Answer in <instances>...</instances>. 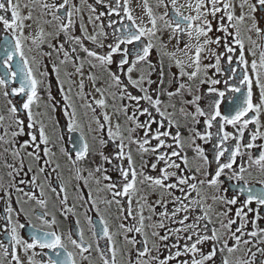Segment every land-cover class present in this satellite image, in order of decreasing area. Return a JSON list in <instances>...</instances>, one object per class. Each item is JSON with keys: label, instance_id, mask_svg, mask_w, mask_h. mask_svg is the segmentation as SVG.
<instances>
[{"label": "snow or ice", "instance_id": "snow-or-ice-1", "mask_svg": "<svg viewBox=\"0 0 264 264\" xmlns=\"http://www.w3.org/2000/svg\"><path fill=\"white\" fill-rule=\"evenodd\" d=\"M131 5L0 0V264H264V0Z\"/></svg>", "mask_w": 264, "mask_h": 264}, {"label": "flooded vegetation", "instance_id": "flooded-vegetation-1", "mask_svg": "<svg viewBox=\"0 0 264 264\" xmlns=\"http://www.w3.org/2000/svg\"><path fill=\"white\" fill-rule=\"evenodd\" d=\"M88 2L92 3L93 0H88ZM149 3L150 4H154V0H149ZM131 6L134 9V15H140L141 8L137 7V0H132V5ZM103 10H105L103 7H98V11H103ZM85 19H86V16H85ZM145 22H147V18L146 17H145ZM47 30H50V29H47ZM89 31L91 32V26H89ZM75 33L77 35L80 34L79 33V24L78 23L75 26ZM253 39H256V37L253 36ZM88 46L89 47H94L90 43H88ZM44 50L48 51L46 46H45ZM97 50L101 51L100 49H97ZM104 50H106V49H104ZM81 55H83V54H81ZM117 59H118V57H117ZM249 59H251V57H249ZM43 63L44 64H49V61H48V59L46 57L44 58ZM172 70L173 71H177V69H175V68H173ZM65 71H68V72L72 71L71 64H69L67 66H61V74L60 75H61V79L62 80L66 79L65 76H64V72ZM87 71H88V67H87V65H85V73H87ZM96 72H97L98 75H101V76L103 75V73H101V71L99 69H97ZM49 73H50L49 76L46 77V78H43V79H45L46 81L51 83V94H52V96L55 97L56 100H60L61 96H60V92H59V84H58V82L56 80L55 73L51 72L50 66H49ZM73 78L76 79V80L79 79L78 77H73ZM85 82H86L85 92H88V91H90L92 89V85H91V83L89 81H87V79H85ZM67 87H68L67 83H65V85H64L65 90H67ZM40 94L43 97V102H46L47 101V94L43 91V89H41ZM19 100H20V97H15L14 98V101H16V102H19ZM76 103L79 104L80 101L77 100ZM5 104H6V100L2 96H0V109H3ZM40 110H43V108L41 107ZM81 111H83V109H81ZM108 111H109V113H111V108H109ZM89 117H91V113L90 112H89ZM113 119H115V117H113ZM141 119H143V117H141ZM262 119H264V118H262ZM205 147H209V146L206 145ZM73 219L74 218L70 217L69 221L65 225H63V227H67L68 225H70L72 223ZM260 223H261V226H264V221H261Z\"/></svg>", "mask_w": 264, "mask_h": 264}, {"label": "rangeland", "instance_id": "rangeland-1", "mask_svg": "<svg viewBox=\"0 0 264 264\" xmlns=\"http://www.w3.org/2000/svg\"><path fill=\"white\" fill-rule=\"evenodd\" d=\"M173 43H175V41H173ZM169 49L171 50V45H169Z\"/></svg>", "mask_w": 264, "mask_h": 264}]
</instances>
